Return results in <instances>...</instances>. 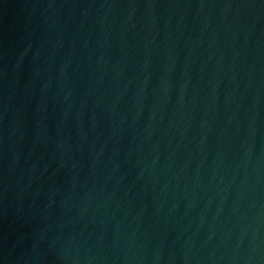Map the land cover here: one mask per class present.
I'll return each mask as SVG.
<instances>
[{
  "label": "water",
  "instance_id": "1",
  "mask_svg": "<svg viewBox=\"0 0 264 264\" xmlns=\"http://www.w3.org/2000/svg\"><path fill=\"white\" fill-rule=\"evenodd\" d=\"M0 264H264V0H0Z\"/></svg>",
  "mask_w": 264,
  "mask_h": 264
}]
</instances>
